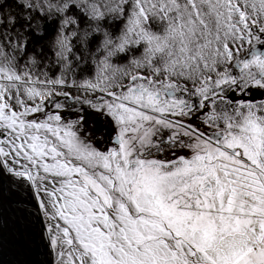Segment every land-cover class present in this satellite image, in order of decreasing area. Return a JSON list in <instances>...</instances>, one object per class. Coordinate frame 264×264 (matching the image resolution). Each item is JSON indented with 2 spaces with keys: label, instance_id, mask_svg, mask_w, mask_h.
Here are the masks:
<instances>
[{
  "label": "snow or ice",
  "instance_id": "snow-or-ice-1",
  "mask_svg": "<svg viewBox=\"0 0 264 264\" xmlns=\"http://www.w3.org/2000/svg\"><path fill=\"white\" fill-rule=\"evenodd\" d=\"M0 264H264V0H0Z\"/></svg>",
  "mask_w": 264,
  "mask_h": 264
}]
</instances>
